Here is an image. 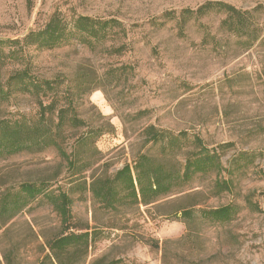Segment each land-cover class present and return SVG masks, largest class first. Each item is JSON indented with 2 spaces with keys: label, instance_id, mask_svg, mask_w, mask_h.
<instances>
[{
  "label": "rangeland",
  "instance_id": "1",
  "mask_svg": "<svg viewBox=\"0 0 264 264\" xmlns=\"http://www.w3.org/2000/svg\"><path fill=\"white\" fill-rule=\"evenodd\" d=\"M207 2L252 12L257 31L253 37L228 31L218 11L182 19L183 11ZM56 13L67 21L85 15L121 26L98 47L72 40L53 50L26 48L22 60L0 64V89L23 70L54 81L44 104L54 99L83 122L66 127L63 148L71 152L87 131L94 138L88 185L92 175H114L141 155L162 158L165 145L149 141V127L186 137L184 151L170 155L171 166L203 145L216 149L226 168L220 177L196 175L184 192L157 204L116 212L97 209L88 190L74 193L75 224L99 233L89 261L264 264V0H0V40L22 39ZM2 95L0 120L40 118L36 96ZM66 167L51 146L22 152L0 160V186L44 180L66 191L72 188ZM219 179L230 189L216 186ZM228 205L237 210L231 222L203 217L202 210ZM182 209L192 214L182 216ZM9 227L7 234L0 231V264H38L48 252L45 241L62 230L50 205L21 213Z\"/></svg>",
  "mask_w": 264,
  "mask_h": 264
},
{
  "label": "trees",
  "instance_id": "2",
  "mask_svg": "<svg viewBox=\"0 0 264 264\" xmlns=\"http://www.w3.org/2000/svg\"><path fill=\"white\" fill-rule=\"evenodd\" d=\"M258 10L257 8L254 11ZM210 11L223 13L225 18L222 20V26L239 36L249 34L253 37L252 34L257 31V28H252V12L243 11L224 2H207L195 11L185 10L182 12V19L187 15L199 18ZM116 26L121 24L113 19L103 20L81 15L67 21L56 13L44 28L31 31L22 39L0 40V64L22 60L24 50L32 46L40 50H53L72 40H79L87 46L98 47L104 45ZM5 87L6 89H0L3 97H8L14 92L36 96L41 114L37 121L26 116L0 120V160L22 152H40L51 146L66 163V174L69 173L67 177L72 185V188L66 191L60 186L54 188V181L44 180L26 181L7 188L0 186V231L4 230L5 234L10 230V223L21 213L44 205H50L60 219L62 230L57 236L45 241L48 252H44L38 264H128L124 260H109L104 256L89 261L90 249L98 239L99 233L96 227H78L75 224L72 212L74 193L82 195L88 190L97 209L116 212L121 208L151 206L182 193L198 174L215 173L220 177L226 171L217 150H210L203 145L197 146L195 151L183 152L184 163L180 161V166H171L170 155L175 157L176 148L180 152L184 151L180 143L181 139L186 137L182 134L174 136L169 132L149 127V141L154 144L162 142L165 145L162 158L141 155L135 166L127 164L114 175H92L88 185L85 175L95 166L94 162L87 159L94 138L91 132L87 131L78 138L76 147L71 152L63 148L61 139L66 127H75L83 122L69 115L67 107L58 108L54 99L49 104H44L42 98L55 89L54 81L35 78L27 70H23L11 75ZM196 142L198 143L199 139H196ZM216 182V186L224 187L223 190L230 189L229 181L219 179ZM202 212L203 217L219 224L231 222L237 214L232 205ZM182 213V216L192 214L190 210L183 209ZM6 263L13 262L7 259Z\"/></svg>",
  "mask_w": 264,
  "mask_h": 264
}]
</instances>
